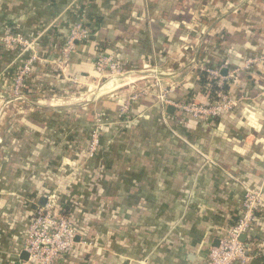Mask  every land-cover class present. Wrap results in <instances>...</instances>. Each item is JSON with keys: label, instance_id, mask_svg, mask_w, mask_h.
<instances>
[{"label": "crops", "instance_id": "crops-1", "mask_svg": "<svg viewBox=\"0 0 264 264\" xmlns=\"http://www.w3.org/2000/svg\"><path fill=\"white\" fill-rule=\"evenodd\" d=\"M78 22L91 35L62 72L55 61ZM12 29L38 36L44 61L28 84L33 103L3 107L22 61L0 39V264H35L22 253L49 194L89 243L57 264H204L246 189L264 191V61L228 78L243 97L230 112L198 121L176 104L215 100L203 64L229 76L264 56V0H0V38ZM101 53L134 72L101 86ZM159 82L173 104L159 102ZM96 112L106 123L89 159ZM257 217L246 264H264V210Z\"/></svg>", "mask_w": 264, "mask_h": 264}, {"label": "built area", "instance_id": "built-area-1", "mask_svg": "<svg viewBox=\"0 0 264 264\" xmlns=\"http://www.w3.org/2000/svg\"><path fill=\"white\" fill-rule=\"evenodd\" d=\"M91 32L84 23H75L64 36V44L55 61L57 70L65 72L78 42L89 39ZM1 41L8 52L16 53L22 61L21 66L13 76L10 97L3 107L19 101L33 103L28 84L32 81L35 67L44 61L38 50L39 37H27L21 30L12 29L1 36ZM250 57L245 63L231 69V75L225 76L222 68L203 64L201 73L217 87L216 98L212 102L199 103L189 101L176 106L195 120L205 121L219 117L232 111L243 97H238L226 89L229 77L248 72L264 57ZM98 73L108 77V81H118L126 78L134 71L128 70L118 56L101 53L95 60ZM78 79L74 78L76 82ZM158 100L161 104H173L169 99L170 90L161 88L158 83ZM148 93L140 88L127 95L121 106L122 113H128L133 102ZM105 119L100 112L95 113V121L91 130L90 142L86 155L89 159L97 156L101 144V133L105 127ZM45 204L37 205L29 222L25 240V251L29 254L28 261L35 264H57L62 257L71 252L77 245L89 244L85 239L78 240V231L71 218L59 207L54 194L46 196ZM264 210V191L262 188H248L243 197L242 208L238 221L231 226L220 239L218 245L212 246L204 264H246L254 252L250 242L243 241V235L249 236L254 224L258 221L257 213ZM258 254L264 255V243L258 241ZM256 246V247H257Z\"/></svg>", "mask_w": 264, "mask_h": 264}, {"label": "rangeland", "instance_id": "rangeland-1", "mask_svg": "<svg viewBox=\"0 0 264 264\" xmlns=\"http://www.w3.org/2000/svg\"><path fill=\"white\" fill-rule=\"evenodd\" d=\"M84 41H86V42H87V41H88V39H87V40H84ZM82 42H83V41H82ZM77 46H78V45H77ZM77 46H76V49H77ZM76 49H75V50H76ZM250 57H251V56H249V57H246L242 63H245V62H246V60H247V59H249ZM255 57H259V56H255ZM261 57H264V56H261ZM263 61H264V58H263L262 60H260V61H259L257 64H259V63H262ZM257 64H256V65H257ZM251 69H252V68H251ZM251 69H250V70H251ZM107 82H108V80H107V79H103V80H102V82H101V86H102L103 84H106ZM69 93H70V92H69Z\"/></svg>", "mask_w": 264, "mask_h": 264}, {"label": "trees", "instance_id": "trees-1", "mask_svg": "<svg viewBox=\"0 0 264 264\" xmlns=\"http://www.w3.org/2000/svg\"><path fill=\"white\" fill-rule=\"evenodd\" d=\"M90 32H91V31H90ZM204 76H205V75H204ZM204 76L202 75V78H203V79H206ZM212 84H213V83H212ZM216 89H217V87L213 84V91H214V90L216 91ZM62 210H63L64 212H66V211H65V208H63ZM260 258H261V260H262L263 263H264V255H261Z\"/></svg>", "mask_w": 264, "mask_h": 264}, {"label": "water", "instance_id": "water-1", "mask_svg": "<svg viewBox=\"0 0 264 264\" xmlns=\"http://www.w3.org/2000/svg\"><path fill=\"white\" fill-rule=\"evenodd\" d=\"M241 239H242L243 241H245V239H246V236H245V235H243ZM22 256H23L25 259H28V257H29V254H28L27 252H23V253H22Z\"/></svg>", "mask_w": 264, "mask_h": 264}]
</instances>
